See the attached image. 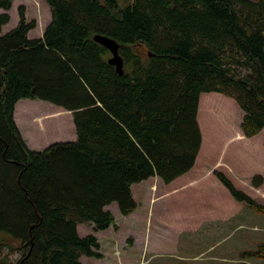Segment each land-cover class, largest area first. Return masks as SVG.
<instances>
[{"label": "trees", "instance_id": "16d2710c", "mask_svg": "<svg viewBox=\"0 0 264 264\" xmlns=\"http://www.w3.org/2000/svg\"><path fill=\"white\" fill-rule=\"evenodd\" d=\"M52 18L41 37L13 0H0V264H83L102 258L93 233L138 207L132 186L189 172L202 143V93L233 98L246 137L264 129V0H45ZM114 39L111 50L95 39ZM41 99L69 110L77 138L31 149L16 104ZM235 200L258 202L215 171ZM255 174L252 184H263ZM9 239V240H8ZM16 242L15 250L12 243ZM9 247L10 252H4ZM244 257H264V244Z\"/></svg>", "mask_w": 264, "mask_h": 264}, {"label": "rangeland", "instance_id": "374dc122", "mask_svg": "<svg viewBox=\"0 0 264 264\" xmlns=\"http://www.w3.org/2000/svg\"><path fill=\"white\" fill-rule=\"evenodd\" d=\"M133 1L118 0L122 6ZM21 9L28 21L36 22L30 37H41L52 18L45 0H13L7 10L11 19L2 34L17 25ZM24 99L31 107L20 103L16 117L35 142L73 140L71 111L41 99ZM38 103L53 110L44 125H39L44 112ZM243 117L233 98L219 92L202 93L198 110L202 143L194 167L170 183L157 176L136 183L133 195L138 208L132 215H123L117 204L109 205L115 225L107 229L96 230L92 222L79 224L81 235L98 237L104 254L100 260L84 256L83 263L116 264L121 256L126 264L131 257H136L137 264L140 260L143 264H264V257L243 256L264 244V214L235 200L215 175V171L223 172L237 188L264 204V182L259 187L252 184L255 174L264 177V129L246 137ZM11 243L14 251L17 243ZM2 250L11 251L9 247Z\"/></svg>", "mask_w": 264, "mask_h": 264}, {"label": "crops", "instance_id": "0c3cea01", "mask_svg": "<svg viewBox=\"0 0 264 264\" xmlns=\"http://www.w3.org/2000/svg\"><path fill=\"white\" fill-rule=\"evenodd\" d=\"M29 34H30V32H29ZM20 103H23V105H26V106H28V107H31V105H29L30 103L29 102H27V99H21V100H19L18 101V103L16 104V106H19V104ZM26 103V104H25ZM39 104V103H38ZM37 105V104H36ZM36 105H34V106H32V107H36ZM46 105H44L43 103H40L37 107H38V109H40V111H42V112H44L43 114V116L44 117H39L38 118V121H39V125L42 123L43 125H44V122H45V120L46 119H50V117L49 118H47V116L48 115H50V114H52V111L53 110H47V107H45ZM19 109V107L17 108L16 107V111H15V118H16V122H17V124H18V127H19V129H20V131H22V135H23V137L25 138V140H26V143L28 144V146L31 148V149H44V147L45 146H47V145H49V144H51V143H53V142H55V141H52V142H50L49 141V143H41V142H38V141H34L35 139H33L32 137H30L29 136V134H27V131H25V130H23V125H22V123L23 122H21L20 121V119H18V117H16V112H17V110ZM55 110V109H54ZM19 111V110H18ZM50 113H49V112ZM24 124V123H23ZM75 128V127H74ZM45 129V128H44ZM27 130V129H26ZM75 138H77V134H76V131L74 130V133H73V140H75ZM45 144H47V145H45ZM45 145V146H44ZM185 175V174H184ZM183 176V175H182ZM178 179V178H177ZM145 181V180H144ZM135 185V184H134ZM134 185L132 186V190H133V187H134ZM134 198H135V196H134ZM139 206V205H138ZM138 208V207H137ZM136 211V210H135ZM135 211H133L132 213H130L129 215H132ZM228 217L226 216V219H227ZM101 244V243H100ZM101 251V250H100ZM103 254V253H102ZM83 257L84 256H82L81 257V261L83 262ZM103 257H104V254H103ZM102 257V258H103ZM119 257V256H118ZM102 258H97V259H102ZM136 258V257H135ZM134 257H133V260H132V257L131 258H129V260H128V262H127V264H137V259H135ZM146 261V260H145ZM116 262V261H115ZM126 264V261H122V258H121V256L119 257V262H117L116 264ZM84 264V263H83ZM138 264H143V261L142 260H140L139 261V263ZM248 264V263H247Z\"/></svg>", "mask_w": 264, "mask_h": 264}, {"label": "water", "instance_id": "95a60500", "mask_svg": "<svg viewBox=\"0 0 264 264\" xmlns=\"http://www.w3.org/2000/svg\"><path fill=\"white\" fill-rule=\"evenodd\" d=\"M95 39L111 50L112 57L110 58V62L115 64L118 71L122 73L123 72V59L121 55L119 54L120 45L114 39H111L109 37L102 36V35H96Z\"/></svg>", "mask_w": 264, "mask_h": 264}]
</instances>
